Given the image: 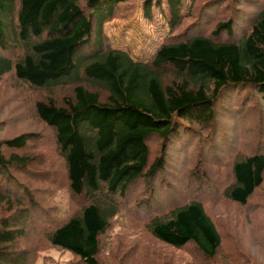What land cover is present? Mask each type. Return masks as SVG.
<instances>
[{
    "label": "trees",
    "instance_id": "obj_1",
    "mask_svg": "<svg viewBox=\"0 0 264 264\" xmlns=\"http://www.w3.org/2000/svg\"><path fill=\"white\" fill-rule=\"evenodd\" d=\"M129 1L0 0V81L10 75L42 94L33 109L53 132L69 193L84 200L52 228L34 224L41 207L15 171L26 173L31 157L19 151L36 135L0 139V264L35 263L39 239L23 245L32 229L83 264H101L99 238L128 189L142 180L154 192L163 181L157 179L167 164L168 140L185 136L194 123L214 124L216 100L224 92L249 89L264 101V5L246 22L235 21L243 31L233 39L232 19L219 20L210 31L190 30L182 0H165L168 37L151 58L137 60L110 47L103 30ZM154 6L162 11V0L143 2L145 18H152ZM154 135L163 142L151 161L148 139ZM213 154L223 158L222 152ZM231 162V180L221 194L246 206L264 180V150ZM147 227L157 240L175 248L191 243L207 258L222 243L196 200L154 214Z\"/></svg>",
    "mask_w": 264,
    "mask_h": 264
},
{
    "label": "rangeland",
    "instance_id": "obj_2",
    "mask_svg": "<svg viewBox=\"0 0 264 264\" xmlns=\"http://www.w3.org/2000/svg\"><path fill=\"white\" fill-rule=\"evenodd\" d=\"M144 1L119 5L114 17L103 26L110 47L126 50L137 60L151 58L169 34L165 0L162 11L152 8L151 19L143 15ZM244 1L239 7L236 0H182L183 15H187L183 23L189 24L190 30L198 26L210 31L219 20L232 19V38H238L243 23L236 25L235 21L246 22L264 5V0ZM221 38L225 40V34ZM61 95L59 92L55 97ZM40 97L42 94L30 92L10 75L0 81V139L22 132L36 135L19 151L31 157L26 173H15L34 191L32 196L41 207L33 223L47 229L66 219L84 200L69 193L53 132L35 114L33 100ZM216 111L214 124L194 123L185 136L181 133L168 140L167 164L157 179L163 181L157 183L154 192L142 180L128 189L118 213L99 238L97 258L101 264H264V180L246 206L229 202L221 194L231 180V160L264 150L263 145L258 148L259 141L264 142V101L249 89L224 92L216 100ZM162 142L155 135L148 139L151 161L160 155ZM215 150L222 152V159L213 154ZM192 200L204 205L222 237L214 257L203 256L191 243L182 248L167 245L148 230L154 214H166L176 204ZM32 230L23 245L39 239L41 250L34 264H83L72 253L50 246L42 233Z\"/></svg>",
    "mask_w": 264,
    "mask_h": 264
}]
</instances>
